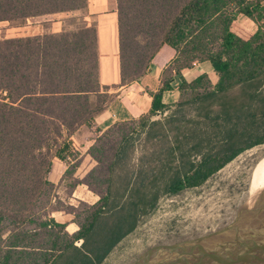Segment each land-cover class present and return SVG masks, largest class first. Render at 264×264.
I'll use <instances>...</instances> for the list:
<instances>
[{
  "label": "trees",
  "instance_id": "16d2710c",
  "mask_svg": "<svg viewBox=\"0 0 264 264\" xmlns=\"http://www.w3.org/2000/svg\"><path fill=\"white\" fill-rule=\"evenodd\" d=\"M115 1L120 87L139 82L163 46L176 53L159 89L149 92V112L120 122H138L148 139L163 137L160 171L141 169L135 182L131 174H115L131 149L129 133L105 163L95 119L119 92L110 94L99 82L89 0H0V22L79 14L72 31L0 41V264H101L154 208L157 182L169 196L199 187L264 144V0ZM239 16L256 31L244 29ZM203 62L211 64L216 83L207 74L186 82L181 71ZM173 89L178 101L164 104L162 95ZM157 114L163 122L151 121ZM84 128L91 133L87 149L75 136ZM54 159L66 167L61 182L86 185L99 196L79 218L57 208L48 218L42 214L54 186Z\"/></svg>",
  "mask_w": 264,
  "mask_h": 264
},
{
  "label": "rangeland",
  "instance_id": "374dc122",
  "mask_svg": "<svg viewBox=\"0 0 264 264\" xmlns=\"http://www.w3.org/2000/svg\"><path fill=\"white\" fill-rule=\"evenodd\" d=\"M77 16L78 13L42 16L28 19L21 25L0 22V41L59 33L63 30L72 31L79 22ZM88 18L94 22L92 16ZM239 24L249 32L255 31L251 21L242 20ZM114 91L110 89L109 93L113 94ZM151 121L163 122V116L155 115L151 117ZM137 123H116L101 133L99 138L106 151L107 164L112 160V154L122 135L129 133L127 144L131 149L115 166L114 172L118 176L131 174V182L138 180L141 169L152 170V174L160 171L155 164L158 152L162 149L160 138L163 137L158 135L148 139L144 130L137 127ZM75 136L84 149L89 147L90 144L86 140L90 135L86 133V128ZM166 138L171 140L172 136L168 135ZM198 160L199 157L194 158V162ZM99 169L103 175L106 170L104 161ZM64 171V164L54 159L49 175V180L54 186L49 194L50 203L46 204L42 211V214L46 215L45 218H48L47 214L54 208L74 211L73 213L79 218L80 214H84L89 206L99 200V196L86 185H78L72 189L68 181L61 182ZM262 173H264V144L242 152L199 187L169 196L163 192L164 183L157 182L154 188H159L160 194L154 208L142 214L135 230L124 237L101 264H128L156 245L188 241L219 230L231 223L239 210L246 207L252 183ZM92 188L95 191L102 189L97 184H93ZM50 216L60 220V214L50 213Z\"/></svg>",
  "mask_w": 264,
  "mask_h": 264
},
{
  "label": "crops",
  "instance_id": "0c3cea01",
  "mask_svg": "<svg viewBox=\"0 0 264 264\" xmlns=\"http://www.w3.org/2000/svg\"><path fill=\"white\" fill-rule=\"evenodd\" d=\"M89 9L96 27L99 82L102 86H108L111 90L114 89V92H119V95L95 119V127L102 133L116 123L137 120L149 112L152 101L149 92L155 93L159 89L162 73L173 61L176 53L170 47L163 46L154 56L146 75L139 82L120 87L116 1L89 0ZM242 20L250 21L243 16L237 18L238 23ZM201 74H207L212 84L216 83L217 76L209 62L195 63L192 68L181 71L186 82L193 81ZM173 85L175 86V82ZM178 99L177 89L162 95V102L166 105H173ZM86 133L91 135L87 129ZM88 139L89 136L86 141L90 144Z\"/></svg>",
  "mask_w": 264,
  "mask_h": 264
},
{
  "label": "water",
  "instance_id": "95a60500",
  "mask_svg": "<svg viewBox=\"0 0 264 264\" xmlns=\"http://www.w3.org/2000/svg\"><path fill=\"white\" fill-rule=\"evenodd\" d=\"M128 264H264V199L215 232L156 245Z\"/></svg>",
  "mask_w": 264,
  "mask_h": 264
},
{
  "label": "bare ground",
  "instance_id": "6f19581e",
  "mask_svg": "<svg viewBox=\"0 0 264 264\" xmlns=\"http://www.w3.org/2000/svg\"><path fill=\"white\" fill-rule=\"evenodd\" d=\"M248 196L249 199L246 203L245 208L252 207L253 205H256L264 199V173H262L260 177L254 180Z\"/></svg>",
  "mask_w": 264,
  "mask_h": 264
},
{
  "label": "built area",
  "instance_id": "2783aa9c",
  "mask_svg": "<svg viewBox=\"0 0 264 264\" xmlns=\"http://www.w3.org/2000/svg\"><path fill=\"white\" fill-rule=\"evenodd\" d=\"M157 115H159V116H160V114H157Z\"/></svg>",
  "mask_w": 264,
  "mask_h": 264
}]
</instances>
